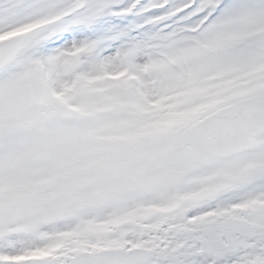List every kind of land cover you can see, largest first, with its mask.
<instances>
[{
  "label": "snow or ice",
  "instance_id": "snow-or-ice-1",
  "mask_svg": "<svg viewBox=\"0 0 264 264\" xmlns=\"http://www.w3.org/2000/svg\"><path fill=\"white\" fill-rule=\"evenodd\" d=\"M0 264H264V0H0Z\"/></svg>",
  "mask_w": 264,
  "mask_h": 264
}]
</instances>
